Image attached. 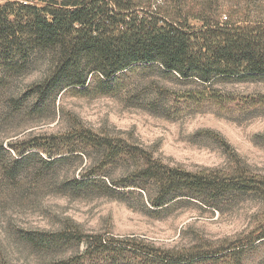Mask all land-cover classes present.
Returning a JSON list of instances; mask_svg holds the SVG:
<instances>
[{
  "label": "rangeland",
  "instance_id": "374dc122",
  "mask_svg": "<svg viewBox=\"0 0 264 264\" xmlns=\"http://www.w3.org/2000/svg\"><path fill=\"white\" fill-rule=\"evenodd\" d=\"M148 1L171 14L181 6L196 16L218 11L222 21L264 23V0ZM191 22L200 25L198 18ZM47 74L42 64L0 87V145L21 148L27 140L40 143L42 136L88 127L123 138L171 166L227 172L244 167L264 176L262 77L203 85L157 69L138 68L126 72L114 94L66 91L47 104L34 96L24 99L29 88ZM34 152L39 154L15 178L0 168V264H98L83 254L84 242L42 246L30 239L42 232L75 228L174 252L215 251L264 224V202L252 197L220 209L185 199L155 211L137 192L118 197L100 189L66 190L64 181L83 178L90 167H103L107 181H112L129 174L132 162L114 163L110 156L92 153V159L78 155L46 166L41 159L50 155L29 151ZM103 160L106 164L98 167ZM236 256L225 257L219 264H264V242L246 246Z\"/></svg>",
  "mask_w": 264,
  "mask_h": 264
},
{
  "label": "trees",
  "instance_id": "16d2710c",
  "mask_svg": "<svg viewBox=\"0 0 264 264\" xmlns=\"http://www.w3.org/2000/svg\"><path fill=\"white\" fill-rule=\"evenodd\" d=\"M215 14L196 16L181 6L166 13L148 0H4L0 4V87L42 64L48 74L29 88L24 99L34 96L45 104L66 91L114 94L126 72L138 68L157 69L203 85L264 78V23L222 21L218 11ZM191 18H198L200 25ZM40 138V143L27 140L21 148L12 143L9 148L0 145V168L7 177H17L31 164L39 154L31 150L50 155L41 159L46 166L78 155L92 159V153H97L110 156L114 163L132 162L133 169L118 180L107 181L106 171L99 167L106 164L103 160L83 178L64 181L66 190L100 189L118 197L137 192L155 211L185 199L215 209L244 197L264 202V176L244 167L227 172L171 166L123 138L88 127ZM30 239L42 246L84 242L83 254L98 264H219L225 257H237L246 246L264 242V224L215 251L174 252L136 239L84 234L75 228L42 232Z\"/></svg>",
  "mask_w": 264,
  "mask_h": 264
}]
</instances>
